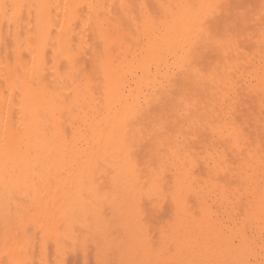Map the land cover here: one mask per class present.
I'll return each mask as SVG.
<instances>
[{"label": "bare ground", "instance_id": "1", "mask_svg": "<svg viewBox=\"0 0 264 264\" xmlns=\"http://www.w3.org/2000/svg\"><path fill=\"white\" fill-rule=\"evenodd\" d=\"M87 2L0 0V264H264V0H101L105 71ZM57 36L91 47L53 119L29 84Z\"/></svg>", "mask_w": 264, "mask_h": 264}, {"label": "snow or ice", "instance_id": "2", "mask_svg": "<svg viewBox=\"0 0 264 264\" xmlns=\"http://www.w3.org/2000/svg\"><path fill=\"white\" fill-rule=\"evenodd\" d=\"M85 4L88 8V13L87 18L82 22L83 28L87 29L95 17V32L100 44L98 49H94L95 66L101 71H105L110 56V49L113 44V41L107 35L105 30L108 16L104 14L110 12V10L103 7L101 0H88ZM83 6L84 4L76 5L77 8ZM65 10L67 11V6ZM73 18L76 19L79 17L74 15ZM68 28H71V23L68 24ZM60 31H64L63 26ZM40 39L41 47L43 49L48 40L47 30L41 31ZM55 43L57 47L54 51L60 59L67 62L66 67L63 71L59 70L55 58L53 65H46L42 56L39 65H37V56L33 55V63L30 69V80L34 82V85L31 83L29 84V88H31L32 91H42L44 102L53 119L58 118L56 115L58 112H71L74 108L80 106L81 100L84 98V93L87 91V83L85 77L81 75L82 69L77 63V58L86 47H91L83 36H81L80 42L77 43L75 47H73L70 40H64L60 36H57ZM49 71L52 73L51 80L54 82L51 86H49L44 80V77ZM32 167L35 168L36 165L33 164ZM48 171L50 172V169H48ZM33 175L39 176L42 182H46L45 176L42 172H34ZM69 177H71V173H69ZM64 182L68 183V178H65ZM28 187H31L32 191V196H30L29 199L37 203L39 212L32 211L30 207H22L17 204L18 212L16 215L20 219H23L24 214L29 213L31 221L34 223H41L42 226L41 217L46 219L49 214L57 210L55 207L56 195H50L49 191L46 189L41 192L35 187V185H31L26 186V190L23 193L25 196H28ZM11 264H18V261L13 258Z\"/></svg>", "mask_w": 264, "mask_h": 264}]
</instances>
